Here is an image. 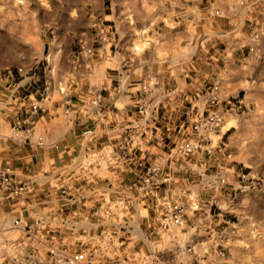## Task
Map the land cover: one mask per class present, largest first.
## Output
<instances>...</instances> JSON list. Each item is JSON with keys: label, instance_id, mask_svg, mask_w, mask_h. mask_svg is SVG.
<instances>
[{"label": "rangeland", "instance_id": "1", "mask_svg": "<svg viewBox=\"0 0 264 264\" xmlns=\"http://www.w3.org/2000/svg\"><path fill=\"white\" fill-rule=\"evenodd\" d=\"M130 26L135 31L133 47L137 45L133 52L141 54L156 73L178 77L179 84L167 78L164 83L170 81L166 88L178 87L179 118L191 131L186 130L182 140L203 144L187 156L194 154L203 163L187 164L188 176L177 173L175 179L161 164H147L161 168L162 182L151 185L158 197L140 189L139 176L121 182L111 194L83 196L72 180L45 177L43 171L33 177L31 168H9L17 180H28L29 187L23 195L0 202V222L17 218L21 227L28 223L35 231L52 235L55 231V238L63 237L50 244L44 235L37 236L35 244L47 249L50 264H96L97 252L122 251L130 236L128 227L134 228L135 238L150 239L139 245L145 264L156 258L173 264L180 258H167V252L180 249V254L184 244L166 235L181 226L163 227L166 202L184 206L181 222H219L218 251L208 249L211 264H264V0H0V148L7 136L18 140L32 133L34 127L27 136L17 137L13 125L26 116L32 101L40 103L38 120L52 79L60 71L73 61L97 64L98 49L119 50ZM155 77L146 81L158 80ZM58 97L56 91L54 99ZM211 111L221 112V124L203 130L205 135L193 130ZM178 149L186 155L180 144ZM214 175L215 186L205 185ZM217 177L225 183L219 184ZM252 179L259 186L244 190ZM201 245L207 248L209 242ZM76 252L85 254L82 262L64 261ZM181 255L184 261L189 256ZM6 257L0 264L12 263ZM110 262L130 261L125 263L120 253L119 260H104Z\"/></svg>", "mask_w": 264, "mask_h": 264}, {"label": "crops", "instance_id": "2", "mask_svg": "<svg viewBox=\"0 0 264 264\" xmlns=\"http://www.w3.org/2000/svg\"><path fill=\"white\" fill-rule=\"evenodd\" d=\"M126 31L130 37L126 41L122 40L123 45H119V50L105 47L98 49L97 64H88L86 60L73 61L66 71H60V75L52 79L51 91L43 101L32 133L25 139L16 140L11 135L1 139L0 159L4 166L22 170L31 168L29 171L33 177L39 176L43 171L47 172L45 177L52 174L67 179L68 182L72 180L85 196L91 192L98 195L115 192L121 182L127 183L136 178L150 163L161 164L172 179H175L177 173L181 178L188 176L187 164L203 163L194 154L181 155L178 149L184 132L189 131V125L184 128L185 122L179 118L182 110L178 104V87L166 88L170 81L164 83V78H167L179 84L178 77L174 74L165 77L162 73H156L152 65L141 58V54L133 52L136 50L133 47V27H128ZM122 53L124 56H120ZM156 75L158 80L154 79L155 84L153 81H146L156 78ZM146 82L150 83L147 91L141 87ZM13 90L14 88L11 91ZM56 91L59 97L54 99ZM141 107L144 108L143 112L139 110ZM188 119L186 117L187 121ZM38 123L39 127L36 126ZM13 146L17 148H12ZM72 168L78 169L72 171ZM197 171L202 177L206 176L203 170ZM213 181L215 175L208 178L205 185L215 186ZM108 184L111 186L108 187ZM88 187L92 189L89 190ZM214 188L213 191L217 194V188ZM168 191L169 189L165 192ZM185 196L187 195L184 198ZM85 203L91 204L89 201ZM10 223L3 220L0 222V248L10 249V253L1 250L0 261L7 256L12 263L17 264H25V260L31 261L30 264H41V261L43 264H50V259L46 256L47 249L43 251L35 244L37 236L44 235L45 241L50 244L63 237L55 238V231L53 235L35 231L28 223L23 227ZM218 223L181 222L179 230L167 231L166 235L170 239L184 244L182 253L187 252L189 255L184 261V256H180L182 253L178 254L180 249H170L167 258H180L173 264H211L212 254L209 250L215 249V253L218 251ZM25 226L30 229L26 231ZM127 230L130 231V236L126 237L123 252L114 248L97 252L96 264H105L106 259L119 260L120 253L123 254L125 263L130 261L127 264L146 263L142 261L143 251L139 245L150 239L143 235L135 238L137 233L134 228L128 227ZM15 231H18L17 235L14 234ZM59 231L63 232V228ZM159 238L158 242L161 240ZM204 240L209 242V247L201 245ZM37 249L41 256H38Z\"/></svg>", "mask_w": 264, "mask_h": 264}, {"label": "built area", "instance_id": "3", "mask_svg": "<svg viewBox=\"0 0 264 264\" xmlns=\"http://www.w3.org/2000/svg\"><path fill=\"white\" fill-rule=\"evenodd\" d=\"M19 72H22V68H18ZM49 83L46 84V88H49ZM150 83H142L141 87L143 90H148V86ZM94 103L96 101L94 100ZM40 108V103L38 101H32L27 110L26 116L22 119H18L13 128L15 129L14 132L17 137H22L24 134H27L31 131V129L35 126L37 121V114ZM143 112V110H141ZM222 119V114L219 111H211L209 114L204 116L200 122H196L193 125V130L197 131L199 134L204 133L203 130L207 129H215L218 127ZM205 135V133H204ZM203 144L200 141L193 142L191 139L184 138L180 142V148L183 150V154H190L195 152V150L201 148ZM142 165V163H141ZM144 172L139 175L140 177V189L145 191L147 194H151L152 196L158 197V192L155 191V188H152V183L156 180V183L159 184L162 180H159L158 176L161 174V168L159 166H145ZM242 177H245L244 175ZM217 182L220 184L225 183V180L222 178L217 177ZM136 186V183H134ZM260 182L258 180L252 179L249 184L243 187L244 190L248 191L251 189H255L259 186ZM29 187L28 180H17L14 176L13 172L6 166L0 164V202L8 199H13L20 195H23ZM164 208L166 210V214L163 216L162 225L163 227L172 228L175 225L181 223L182 214H183V205L172 206L170 203L164 204ZM12 225L19 226L20 220L13 219ZM85 259V254L83 252H76L73 255L64 259V261H69L70 263H79ZM152 264H164L161 260H156Z\"/></svg>", "mask_w": 264, "mask_h": 264}, {"label": "bare ground", "instance_id": "4", "mask_svg": "<svg viewBox=\"0 0 264 264\" xmlns=\"http://www.w3.org/2000/svg\"><path fill=\"white\" fill-rule=\"evenodd\" d=\"M136 47H137V45H136ZM136 47H135V48H136ZM136 49H137V48H136ZM263 251H264V250H263Z\"/></svg>", "mask_w": 264, "mask_h": 264}]
</instances>
